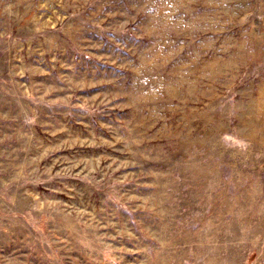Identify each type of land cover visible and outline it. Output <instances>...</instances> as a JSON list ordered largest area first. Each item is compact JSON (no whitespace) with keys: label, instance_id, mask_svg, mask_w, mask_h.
Here are the masks:
<instances>
[{"label":"rangeland","instance_id":"1","mask_svg":"<svg viewBox=\"0 0 264 264\" xmlns=\"http://www.w3.org/2000/svg\"><path fill=\"white\" fill-rule=\"evenodd\" d=\"M0 264H264V0H0Z\"/></svg>","mask_w":264,"mask_h":264}]
</instances>
